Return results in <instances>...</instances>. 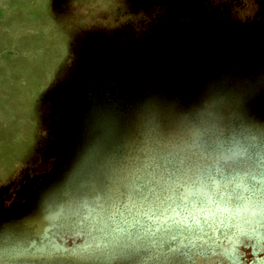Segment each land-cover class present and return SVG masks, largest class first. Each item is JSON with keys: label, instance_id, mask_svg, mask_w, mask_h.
I'll return each instance as SVG.
<instances>
[{"label": "rangeland", "instance_id": "1", "mask_svg": "<svg viewBox=\"0 0 264 264\" xmlns=\"http://www.w3.org/2000/svg\"><path fill=\"white\" fill-rule=\"evenodd\" d=\"M225 53L243 89L226 115ZM104 75L142 152L115 209ZM204 209L211 231L179 227ZM0 263L264 264V0H0Z\"/></svg>", "mask_w": 264, "mask_h": 264}, {"label": "flooded vegetation", "instance_id": "2", "mask_svg": "<svg viewBox=\"0 0 264 264\" xmlns=\"http://www.w3.org/2000/svg\"><path fill=\"white\" fill-rule=\"evenodd\" d=\"M100 103L103 106L106 114L115 125V132L110 146L111 159L114 165L121 172L120 190L121 194H117L113 201L115 206H121L123 202V185L126 181L133 182L130 178L138 168V162L142 157L140 151L141 140L139 139V132L135 126V108L131 100L125 96L121 87L114 77L104 75L100 87ZM166 184V183H165ZM156 186L152 184L151 186ZM151 193L149 192L150 196ZM155 196V195H153ZM120 198V199H119ZM145 205L147 202H142ZM135 206V203H129Z\"/></svg>", "mask_w": 264, "mask_h": 264}, {"label": "trees", "instance_id": "3", "mask_svg": "<svg viewBox=\"0 0 264 264\" xmlns=\"http://www.w3.org/2000/svg\"><path fill=\"white\" fill-rule=\"evenodd\" d=\"M214 73L217 72V86H218V92L219 94L222 93L224 98L222 103L224 102L223 108L221 110L224 111L225 115L228 114L227 112L231 111L234 106H237V98L235 96L236 92H239L240 94L242 89V80H241V70L238 63L232 62V56L228 55L227 53L223 54L221 58L214 63ZM213 73V74H214ZM239 94V95H240ZM226 106V108H225ZM230 122V121H229ZM228 127L234 128L231 130H235L236 132H239L242 130L243 126L238 122V120H234V122L229 125ZM229 128V129H230ZM228 129V130H229ZM157 175L154 176L152 180H150V184L153 183L158 186L160 189V194L163 193L165 188H170L172 185H165V179L160 178L158 172H156ZM192 207V206H191ZM183 209V208H182ZM192 208L183 209V213L191 214ZM181 224H179V227L182 229H187L190 227L196 228L198 230H202L203 232L211 231L212 225L215 223V219H212L210 215L208 214V210H200V212L196 213V218L189 221L179 220Z\"/></svg>", "mask_w": 264, "mask_h": 264}, {"label": "snow or ice", "instance_id": "4", "mask_svg": "<svg viewBox=\"0 0 264 264\" xmlns=\"http://www.w3.org/2000/svg\"><path fill=\"white\" fill-rule=\"evenodd\" d=\"M181 187L183 189L182 191L170 189L167 192L166 196L164 197V200L167 205L171 206L172 204H175L179 207L187 202L199 201L203 193L204 184L202 181L199 180L197 182L186 184ZM225 239L228 238L225 237ZM228 242L231 243L232 241L229 240Z\"/></svg>", "mask_w": 264, "mask_h": 264}, {"label": "water", "instance_id": "5", "mask_svg": "<svg viewBox=\"0 0 264 264\" xmlns=\"http://www.w3.org/2000/svg\"><path fill=\"white\" fill-rule=\"evenodd\" d=\"M1 264V263H0Z\"/></svg>", "mask_w": 264, "mask_h": 264}]
</instances>
